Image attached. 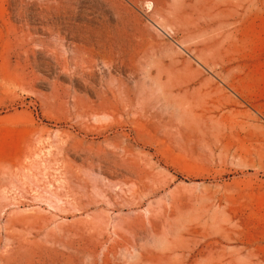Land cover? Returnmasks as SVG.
I'll list each match as a JSON object with an SVG mask.
<instances>
[{"label": "rangeland", "instance_id": "1", "mask_svg": "<svg viewBox=\"0 0 264 264\" xmlns=\"http://www.w3.org/2000/svg\"><path fill=\"white\" fill-rule=\"evenodd\" d=\"M0 264H264V0H0Z\"/></svg>", "mask_w": 264, "mask_h": 264}]
</instances>
